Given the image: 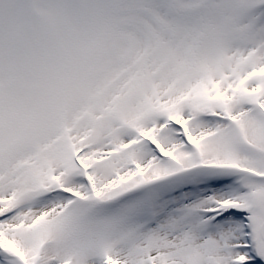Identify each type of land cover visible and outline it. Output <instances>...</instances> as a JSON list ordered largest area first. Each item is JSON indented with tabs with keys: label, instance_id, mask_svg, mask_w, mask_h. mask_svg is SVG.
I'll list each match as a JSON object with an SVG mask.
<instances>
[{
	"label": "snow or ice",
	"instance_id": "6c2138e0",
	"mask_svg": "<svg viewBox=\"0 0 264 264\" xmlns=\"http://www.w3.org/2000/svg\"><path fill=\"white\" fill-rule=\"evenodd\" d=\"M0 264H264V0H0Z\"/></svg>",
	"mask_w": 264,
	"mask_h": 264
}]
</instances>
